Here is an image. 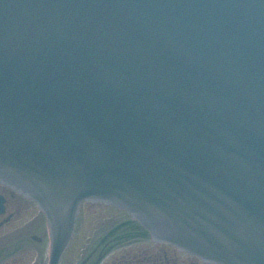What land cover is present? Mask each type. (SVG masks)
Here are the masks:
<instances>
[{"label": "water", "instance_id": "1", "mask_svg": "<svg viewBox=\"0 0 264 264\" xmlns=\"http://www.w3.org/2000/svg\"><path fill=\"white\" fill-rule=\"evenodd\" d=\"M0 181L50 264L82 199L216 264H264V0H0Z\"/></svg>", "mask_w": 264, "mask_h": 264}, {"label": "flooded vegetation", "instance_id": "2", "mask_svg": "<svg viewBox=\"0 0 264 264\" xmlns=\"http://www.w3.org/2000/svg\"><path fill=\"white\" fill-rule=\"evenodd\" d=\"M138 241L149 245L151 249H139L136 254L123 255L122 264H206L197 257L179 252L168 245L154 244L141 236ZM35 243L34 248L38 250L41 247L40 238H37ZM7 260L9 256L0 253V264H5Z\"/></svg>", "mask_w": 264, "mask_h": 264}, {"label": "rangeland", "instance_id": "3", "mask_svg": "<svg viewBox=\"0 0 264 264\" xmlns=\"http://www.w3.org/2000/svg\"><path fill=\"white\" fill-rule=\"evenodd\" d=\"M29 203V202H26ZM83 212L85 213V217L83 218L82 216V221H79L78 223V229H77V233H76V239L74 244H72V246H76V249L74 250V256L72 257L71 261L68 260L67 264H72L76 258H79V256L82 254V252L84 250H82L83 247L87 246L86 243V239H87V235L88 237H90L92 235V233L95 232V227H96V223L92 222L89 220L88 216H87V212H86V208H83ZM85 221H87V224H85ZM78 239V240H77Z\"/></svg>", "mask_w": 264, "mask_h": 264}]
</instances>
